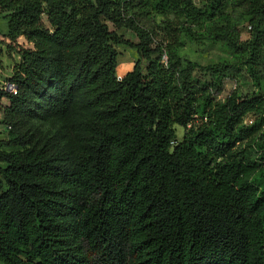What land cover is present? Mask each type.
<instances>
[{
  "label": "trees",
  "instance_id": "1",
  "mask_svg": "<svg viewBox=\"0 0 264 264\" xmlns=\"http://www.w3.org/2000/svg\"><path fill=\"white\" fill-rule=\"evenodd\" d=\"M0 20V264H264V0H0Z\"/></svg>",
  "mask_w": 264,
  "mask_h": 264
},
{
  "label": "rangeland",
  "instance_id": "2",
  "mask_svg": "<svg viewBox=\"0 0 264 264\" xmlns=\"http://www.w3.org/2000/svg\"><path fill=\"white\" fill-rule=\"evenodd\" d=\"M204 0H195L196 5H200ZM145 27L151 28L155 25L151 23H145ZM112 28V27H111ZM0 29L4 30V24L0 20ZM123 36L126 40H129L133 43L137 42L135 35L131 31H123ZM248 38L247 28L241 29V39L246 40ZM120 57L119 63L116 69V75L121 79L127 72L131 71L133 65L137 59L136 53L125 47L119 48ZM181 56L188 58L191 61L197 62L201 65H207L213 62H216L220 57L223 56V52L218 47H213L208 44H188L181 52ZM12 65V59H10L5 51L0 48V87L5 82L6 77L10 73ZM238 90L239 92L245 94L253 90L250 81L244 77L240 78L238 83L227 80L225 82V87L221 97L227 96L231 92ZM7 107L6 100H0V139H5L7 136L4 125L2 124L4 109ZM177 139L180 140L183 134V130L179 127L176 129Z\"/></svg>",
  "mask_w": 264,
  "mask_h": 264
},
{
  "label": "built area",
  "instance_id": "3",
  "mask_svg": "<svg viewBox=\"0 0 264 264\" xmlns=\"http://www.w3.org/2000/svg\"><path fill=\"white\" fill-rule=\"evenodd\" d=\"M9 86L6 84V83H4V84H2V86L0 87V89H7Z\"/></svg>",
  "mask_w": 264,
  "mask_h": 264
},
{
  "label": "crops",
  "instance_id": "4",
  "mask_svg": "<svg viewBox=\"0 0 264 264\" xmlns=\"http://www.w3.org/2000/svg\"><path fill=\"white\" fill-rule=\"evenodd\" d=\"M4 83H5V82H4ZM4 83H3V84H4Z\"/></svg>",
  "mask_w": 264,
  "mask_h": 264
}]
</instances>
